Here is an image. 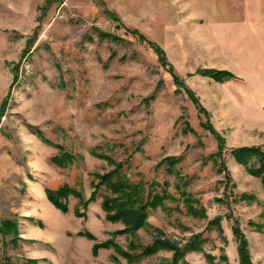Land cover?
Instances as JSON below:
<instances>
[{
    "label": "rangeland",
    "instance_id": "374dc122",
    "mask_svg": "<svg viewBox=\"0 0 264 264\" xmlns=\"http://www.w3.org/2000/svg\"><path fill=\"white\" fill-rule=\"evenodd\" d=\"M243 146L264 151V0H0V264H170L159 234L197 235L186 264H243V238L264 264Z\"/></svg>",
    "mask_w": 264,
    "mask_h": 264
},
{
    "label": "trees",
    "instance_id": "16d2710c",
    "mask_svg": "<svg viewBox=\"0 0 264 264\" xmlns=\"http://www.w3.org/2000/svg\"><path fill=\"white\" fill-rule=\"evenodd\" d=\"M112 18L115 20L116 17L112 14ZM121 26V25H120ZM134 32V34L144 40H147L151 46L160 53L161 60L164 61L165 58L163 57V50L156 44L154 41L148 40L144 35H142L139 31L131 30ZM219 153L222 154L223 152V146L221 144V141L219 143ZM235 154L246 164L248 162V158L256 156L258 160L259 166L257 168H254L252 171L259 176H261L262 181L264 183V151L260 149L258 146H243L239 147L235 150ZM118 169H114L111 172H108L104 175L103 180L106 181V184L108 187L111 188L113 192L120 193L121 204L119 205L126 208L127 210L122 212V214L129 215L130 217H133L135 215L139 216V222L141 224L142 220L145 218L146 215V205L144 204L143 199V192L140 190L139 183H130L128 179H121L119 177L118 180H115L113 177L117 174ZM69 189L66 187L62 188L60 190V193H56V191L48 189V196L51 199V201L59 208L66 209V204L61 200L62 195L67 194ZM113 201H117V199L112 198ZM134 215V216H133ZM138 222V223H139ZM195 235L193 238H190L184 245L179 246L176 242L171 241L170 239H167L163 237L162 235H157L153 242L145 247V252H154L161 248H170L175 251L174 258L170 264H186L185 261L180 262V259L184 254L190 250H194L199 248V240L196 239ZM241 257L243 264H252L251 260L249 258V251L247 248V243L245 238L241 241Z\"/></svg>",
    "mask_w": 264,
    "mask_h": 264
}]
</instances>
